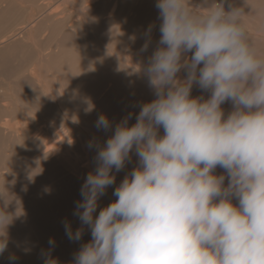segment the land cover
<instances>
[{"label":"clouds","instance_id":"1","mask_svg":"<svg viewBox=\"0 0 264 264\" xmlns=\"http://www.w3.org/2000/svg\"><path fill=\"white\" fill-rule=\"evenodd\" d=\"M155 7L160 39L141 71L156 98L138 105L131 126L134 113L114 129L106 115L98 117L97 129L113 134L102 146L88 144L96 150L95 168L73 213L81 227L73 231L63 222L71 241L86 229L91 234L73 264H264V44L251 38L245 12L255 0H244V7L229 0H157ZM151 33L152 26L142 51ZM194 87L208 98L193 97ZM133 154L137 166L97 215L114 173ZM7 194L0 193V255L22 209Z\"/></svg>","mask_w":264,"mask_h":264},{"label":"rangeland","instance_id":"2","mask_svg":"<svg viewBox=\"0 0 264 264\" xmlns=\"http://www.w3.org/2000/svg\"><path fill=\"white\" fill-rule=\"evenodd\" d=\"M22 1L0 0V40L10 39L0 47V193L7 196L8 192L22 201L21 215L8 228L9 246L0 255V264H45L46 259L49 264H73L74 255L91 240L87 229L80 241L69 240L63 223L72 222L73 231L81 227L78 217L73 215L75 204L81 199L80 189L85 177L95 168L96 150L90 149L88 144L97 140L88 137L82 128L89 126L104 144L113 133L97 129L96 121L100 115H106L114 129L129 113H134L129 122L131 126L136 123L140 111L138 105L156 98L153 90L148 89V82L138 81L136 73L127 70L124 53H131L132 49L142 51L145 32L150 26L152 32H159L157 0H116L115 18L108 24V32L97 29L99 34L89 32V29L78 34L75 27H70L76 16L70 21L62 14L44 20L45 23L31 34L27 30L20 34L22 23L31 16H40L32 5L21 7ZM25 1L32 3L34 0ZM116 1L102 0L97 11L99 16L106 17ZM199 1L200 4L195 5L205 2ZM229 3L244 7V0H229ZM245 12L251 13L247 18L250 32L258 35L251 29H264V0H255L253 11L248 7ZM75 31L76 37L72 34ZM77 36L82 37L81 41ZM151 41L152 46L157 47L159 40L153 41L152 33ZM142 83L148 92L131 87ZM201 95L208 98V94L200 89L193 97ZM89 104L94 105L91 111L87 110ZM231 110L226 111V115ZM6 119L14 125L11 133L1 128ZM61 132L72 136V141L79 138L70 148L67 144L66 154L57 150L60 143L53 145L51 142L48 147L37 143L47 133L59 140ZM137 161L133 154L132 161L121 173H114L116 183L100 199L102 206L97 212L115 201V188L137 166ZM82 164H91V169L76 172V167ZM221 171L223 174L224 170ZM29 173H35L34 180H29ZM11 199L14 197H9V201ZM9 211H16L15 201ZM50 239L55 241L54 246L49 245Z\"/></svg>","mask_w":264,"mask_h":264},{"label":"bare ground","instance_id":"3","mask_svg":"<svg viewBox=\"0 0 264 264\" xmlns=\"http://www.w3.org/2000/svg\"><path fill=\"white\" fill-rule=\"evenodd\" d=\"M22 1V0H21ZM36 1V0H34ZM32 2L31 1H25L23 0L22 2H20V6L21 7H25V5H32L37 11H39V17H35L33 18V16H31L27 22L22 23L19 31L20 34L22 33V31L24 32V30L29 31V34L33 33V31L36 29H38L39 27H41L45 22L44 20H49L51 17L54 16H60L61 14L64 15L67 19H69L71 21V18L76 16V18L74 19V21H72V24L70 25V27H75V30L77 31V33H81V31L83 32L85 29H89V32H104L107 31L108 28V24L110 23V21H112L115 18L116 12L118 10V2H114V5L107 11L106 13V17L103 16H99V12L97 13L100 5L102 4V0H57V3H53V0H38L36 2ZM43 1V2H42ZM109 1V0H108ZM7 1H3V3H6ZM46 2H48V5L46 4ZM13 2H11L12 4ZM17 3V2H16ZM43 3V5H42ZM200 4L199 0H194V4ZM18 5V4H17ZM19 6V7H20ZM63 6V7H62ZM32 7V8H33ZM58 8H60V10H57ZM246 10H248V7L245 8ZM34 10V9H32ZM104 14V13H103ZM25 18V17H24ZM264 25V23H263ZM138 27V26H137ZM97 29H99L100 31H98ZM76 31L73 32L72 34L75 35ZM251 31L258 33V35L253 34L250 32L251 38L257 42L258 44H264V29H257V28H253L251 29ZM39 32V31H38ZM108 32V31H107ZM28 34V35H29ZM99 34V33H98ZM33 35V34H32ZM76 37V35H75ZM80 37L81 36H77ZM82 38V37H81ZM152 39L154 40H159L160 39V32H156L153 31L152 32ZM10 39H4V40H0V47L5 44L6 42H8ZM83 40V39H82ZM33 41V39H32ZM79 41V40H78ZM81 41V39H80ZM36 42V40H35ZM136 44V43H135ZM136 45H134L135 48ZM156 48V47H155ZM155 48L152 46V43L150 45V47L148 48L147 51H140V50H131V53L129 52H125L124 53V57H125V61L127 62V70L132 71L135 76H138V81L139 80H143V82H148L147 77L142 73L141 71V67L145 64H147L148 58L152 55V53L155 51ZM127 50V49H126ZM119 52V51H118ZM138 52V53H137ZM87 53V52H86ZM93 53V51H92ZM120 53V52H119ZM115 55V54H114ZM119 55V54H118ZM117 55V56H118ZM123 57V56H122ZM120 57V59L122 58ZM115 58V57H114ZM138 59V60H137ZM48 65V64H47ZM49 67V66H48ZM55 74V73H54ZM106 75V74H105ZM183 75V73L181 74ZM122 77V76H121ZM44 79V78H43ZM59 80H62L59 79ZM65 80V79H64ZM62 82V81H61ZM132 84V83H131ZM143 84V83H142ZM132 88H134V90L137 88V90H141L143 93L148 92V89H150L151 87H149L148 89H146V85H135V86H131ZM128 88V87H127ZM125 89V88H124ZM199 88L198 87H194L193 88V92L192 95L194 96V92H196ZM134 90L130 91V93L134 92ZM125 91V90H123ZM129 92H127V94H130ZM118 94V93H117ZM124 94V93H123ZM121 96V95H120ZM85 97V96H84ZM125 95H123L122 98H124ZM126 99V98H125ZM52 100V99H51ZM116 100V99H115ZM55 103V102H54ZM66 106V104H65ZM64 106V107H65ZM53 107V106H52ZM63 107V109H64ZM225 111H229L230 109H232V105L230 102L225 103L222 106ZM60 108V107H59ZM73 110V109H72ZM70 113V112H69ZM72 113V112H71ZM12 120V119H11ZM72 120V118L70 119ZM75 120V119H74ZM14 120H12L13 122ZM78 121V120H77ZM76 121V122H77ZM82 126V125H81ZM92 126V125H91ZM27 127V126H26ZM83 127H85L83 125ZM1 128H3L4 130H6L7 132L11 133L14 128V125L11 124L10 119H6L5 121H3V125L1 126ZM9 128V129H8ZM84 130V132H86L85 134H87V136L89 137H94L98 143H100L101 145L103 144V142H101V139H97L94 131H92L93 129H91L89 126L86 125V128H82ZM24 130V129H23ZM97 130V129H96ZM40 132H43L42 129H39ZM22 132V131H21ZM98 132V131H97ZM6 134V132H5ZM8 136V135H7ZM86 137V136H85ZM98 137V136H97ZM14 138V137H13ZM29 138V137H28ZM58 138H60L59 140H57V137L55 136H50L48 135V133L46 134V137H44L41 141L37 142V143H41V144H45L46 147L50 146V143L52 142V144L54 145L55 143H60V146H57V150H61V153H65L64 150H68L67 147L69 146V148L74 145V142L77 141L79 138H77L75 141H72V136L70 135H66V133L61 132L58 134ZM34 140V139H33ZM105 142V141H104ZM68 144V146H67ZM1 146V145H0ZM76 146V145H75ZM37 147V146H36ZM74 147V146H73ZM3 149V148H2ZM7 149V148H5ZM1 150V149H0ZM41 150V149H40ZM78 150V149H77ZM7 152V151H6ZM4 153V152H3ZM38 153V152H37ZM81 153V152H80ZM66 154V153H65ZM7 155V154H6ZM60 155V154H58ZM88 158H90V155L87 154L86 155ZM46 157V156H45ZM52 162V161H51ZM88 162V160L86 161ZM138 162V161H137ZM66 165V164H65ZM57 166V165H56ZM83 167V168H82ZM132 168V167H131ZM52 169V168H51ZM75 169V168H74ZM91 169V164H88L87 166L82 164V166L80 167L78 165V167H76V172L78 171V173H82V170H89ZM75 172V171H74ZM84 173V172H83ZM121 173V172H120ZM68 174V173H67ZM216 174H222V171L220 168H218L216 170ZM75 178V177H74ZM72 180V179H71ZM70 180V181H71ZM57 183V182H55ZM74 183V182H73ZM227 183V181H226ZM81 184V183H78ZM119 184V183H118ZM59 185V184H57ZM77 185V184H76ZM74 187V186H72ZM75 188V187H74ZM3 189V188H1ZM60 189V188H59ZM111 189V188H110ZM114 190V189H113ZM69 191V190H68ZM2 192V191H1ZM69 193V192H67ZM51 194V193H50ZM107 198V197H106ZM106 198L105 201H106ZM61 199V198H60ZM74 200V199H73ZM71 202V201H70ZM108 202V201H107ZM111 202V201H109ZM43 203V202H42ZM66 203V202H65ZM104 204V203H102ZM111 204V203H110ZM69 205V204H68ZM101 205V204H100ZM65 206V205H64ZM102 206V205H101ZM46 208V207H45ZM38 212V211H37ZM99 213V210L97 212V215ZM40 214V213H39ZM43 215V214H42ZM44 217V216H43ZM67 217V216H66ZM40 220V219H39ZM72 223V222H71ZM77 226V225H76ZM77 228V227H76ZM11 240V239H10ZM9 240V241H10ZM13 242V241H12ZM11 243V242H10ZM12 244V243H11ZM9 246V245H8ZM15 246V245H14ZM15 252V251H14ZM7 257V256H6ZM46 257V256H45ZM4 259V258H3ZM35 259V258H34ZM2 261V260H1ZM36 261V260H35ZM62 261V260H61ZM15 262V261H13ZM32 263H34V261H31ZM43 262V261H42ZM9 263V262H8Z\"/></svg>","mask_w":264,"mask_h":264}]
</instances>
